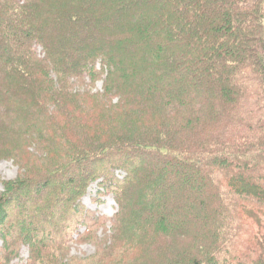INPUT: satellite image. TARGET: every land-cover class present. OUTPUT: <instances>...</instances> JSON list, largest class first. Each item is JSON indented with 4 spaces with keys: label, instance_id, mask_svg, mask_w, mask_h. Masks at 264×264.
I'll use <instances>...</instances> for the list:
<instances>
[{
    "label": "trees",
    "instance_id": "trees-1",
    "mask_svg": "<svg viewBox=\"0 0 264 264\" xmlns=\"http://www.w3.org/2000/svg\"><path fill=\"white\" fill-rule=\"evenodd\" d=\"M3 160L0 264H264V0H0Z\"/></svg>",
    "mask_w": 264,
    "mask_h": 264
},
{
    "label": "rangeland",
    "instance_id": "rangeland-1",
    "mask_svg": "<svg viewBox=\"0 0 264 264\" xmlns=\"http://www.w3.org/2000/svg\"><path fill=\"white\" fill-rule=\"evenodd\" d=\"M37 53L40 56L42 55V48L40 46L37 47ZM98 68L100 69V66H102L101 63H99ZM107 78L105 76L103 80L99 81L96 86H93L92 84L89 86L83 85L81 82H73V90L79 93H84L85 90L89 91L92 94L102 93L103 87H104V80ZM87 83L90 84L91 80L90 78L87 79ZM120 173V171L118 172ZM19 175V169L15 166L13 161H7L3 160L0 162V193L4 191V185L2 182L4 181H11L15 180ZM103 180L99 179L98 181L92 183L85 195V197L82 199V204L85 208V215L86 213H89L94 217L95 221L97 222V219L104 220L107 223V228L110 229V225L113 222L114 218L118 215L120 206L116 200L115 194L113 192H110V189L103 188ZM84 215V214H83ZM248 221L252 224V226L255 229L256 236H257V242L259 243L260 247L263 250L264 253V213L261 212H251L249 214ZM89 222V221H88ZM85 224H79L78 225V232H84L85 231ZM103 230L99 232V235L102 236ZM76 234V233H75ZM77 238L75 237V242L71 244V253L70 257H77V258H88L95 254L96 248L92 245L86 244V245H79L76 244ZM3 246V242L0 240V250ZM131 255L134 256V258L140 259V263L142 264V251L140 249H133L130 250ZM64 256V255H63ZM151 258V256H150ZM30 259V248L27 246H24L21 250V257L18 260H15L12 264H28V261ZM152 259V258H151Z\"/></svg>",
    "mask_w": 264,
    "mask_h": 264
}]
</instances>
